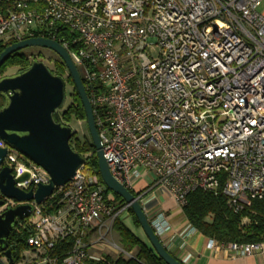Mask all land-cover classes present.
<instances>
[{"label":"built area","instance_id":"obj_1","mask_svg":"<svg viewBox=\"0 0 264 264\" xmlns=\"http://www.w3.org/2000/svg\"><path fill=\"white\" fill-rule=\"evenodd\" d=\"M263 3L0 0V40L42 38L64 48L91 106L108 170L127 190L148 178L149 190L165 189L181 209L189 193L201 190L222 195L238 213L264 198ZM57 62L63 65L49 61ZM2 168L14 179L28 174L15 185L24 192L49 180L10 148ZM0 199L5 210L31 208L14 229L29 230L26 244L37 252L31 264H88L89 231L96 244L131 257L110 239L114 219L128 206L104 195L85 162L40 204ZM150 224L158 237L168 229L163 216ZM64 240L71 248L59 260L53 252ZM219 247L240 256L264 252L263 242L208 240L207 248Z\"/></svg>","mask_w":264,"mask_h":264},{"label":"water","instance_id":"obj_2","mask_svg":"<svg viewBox=\"0 0 264 264\" xmlns=\"http://www.w3.org/2000/svg\"><path fill=\"white\" fill-rule=\"evenodd\" d=\"M27 47L49 49L60 58L83 107L85 124L95 150L98 174L103 186L128 206L159 259L165 264H183L167 252L153 231L138 198L112 178L94 126L91 106L76 68L64 48L52 40L27 39L11 44L0 52V66L12 54ZM65 86V80L61 76L54 75L42 62L36 61L14 74L0 77V141L5 145L4 148L0 147V165L7 148H10L41 167L49 176L46 185H38L34 190L24 192L15 185L27 180L28 174L14 179L8 168H2L0 194L3 197L40 204L55 188L68 183L84 165V158L69 145L74 132L58 120V112L64 108L66 102ZM2 204L0 201V206ZM30 212V206L21 205L0 213V250L6 260L5 262L0 258V264H13L7 240L15 229L16 221L29 217Z\"/></svg>","mask_w":264,"mask_h":264},{"label":"trees","instance_id":"obj_3","mask_svg":"<svg viewBox=\"0 0 264 264\" xmlns=\"http://www.w3.org/2000/svg\"><path fill=\"white\" fill-rule=\"evenodd\" d=\"M11 42L0 40V52ZM18 65L22 69L29 66L27 57L16 53L10 56L7 61L8 65ZM3 67V69H5ZM2 69V70H3ZM49 70L56 76H61L64 68L60 62L55 63L52 69ZM69 82L71 79L69 78ZM72 83V82H71ZM71 101L58 112V120L61 124L70 127L71 123L77 121H84L85 114L78 95L72 89L70 94ZM71 149L81 155L85 160L86 168L90 173L97 175L98 181L103 186L97 166V158L94 147L90 138L79 137L76 132L69 140ZM104 188V195L113 196L114 202L123 205L122 200ZM132 194L133 192L130 191ZM137 196V195H134ZM131 216L136 227L139 224L129 208L126 209ZM182 212L190 224V226L203 236L215 240L221 244L238 243H264V198L253 200L249 208H244L238 213H233L227 206L226 198L220 194H213L211 192H204L197 190L189 193L186 196V203L182 207ZM113 231L119 237V243L124 252H131L134 248L137 252L131 257H125L121 254L115 260L104 258L100 261H89L88 264H165L149 245L140 241L118 218L113 221ZM29 237L28 229L14 230L8 237V249L11 251L13 264L18 262L21 258V253L24 248L28 247L26 240ZM71 248V241L64 240L60 242L53 255L61 260ZM0 258L3 259V252L0 250ZM24 260V258H23Z\"/></svg>","mask_w":264,"mask_h":264},{"label":"crops","instance_id":"obj_4","mask_svg":"<svg viewBox=\"0 0 264 264\" xmlns=\"http://www.w3.org/2000/svg\"><path fill=\"white\" fill-rule=\"evenodd\" d=\"M149 182L148 178L135 180L133 195L143 194L140 196L139 202L149 222L159 216L165 218L168 229L159 238L171 256L183 264H264V252L252 256H240L231 254L224 247L207 248L209 238L190 226L182 209L165 189L157 187L149 190ZM121 213L125 214V217H120ZM121 213L118 215L120 221L140 241L149 245L141 228L134 225L128 212L123 210ZM95 239L96 233L89 231L85 241L89 244L88 254L91 257L90 261H100L101 258L115 260L121 255L116 249L96 244ZM110 239L119 250L123 251L119 243V237L113 229ZM136 252L137 249L134 248L129 253L132 256Z\"/></svg>","mask_w":264,"mask_h":264},{"label":"rangeland","instance_id":"obj_5","mask_svg":"<svg viewBox=\"0 0 264 264\" xmlns=\"http://www.w3.org/2000/svg\"><path fill=\"white\" fill-rule=\"evenodd\" d=\"M264 10V3L260 6L258 9L259 12ZM18 54L23 55L25 57H28V62L29 65L31 62L36 61V62H42L48 69H52L54 65H51L49 61H59V57L51 50L41 48V47H27L24 48L20 51H18ZM22 70L21 67L18 65H8L6 66L5 69L0 71V77L2 76H8L11 74H14L18 71ZM8 74V75H7ZM62 76L66 80V86H65V92H66V102L64 107L68 104V102L71 101L70 94L72 93V83L67 81L66 74L62 73ZM0 105H2V100L0 99ZM70 128L72 129L73 132H76L79 137H85L89 138V134L87 131V127L85 122L83 121H77L73 122L70 125ZM109 198H112L113 196L111 194L108 195ZM6 206H0V212H3L5 210ZM120 217H125V214L121 213ZM37 252H33V250L29 247L24 248V250L21 253L20 258L22 259L23 263L22 264H31L33 260H35ZM24 258V260H23ZM4 260V258H3ZM6 262V260H4ZM17 263V262H16ZM15 263V264H16Z\"/></svg>","mask_w":264,"mask_h":264},{"label":"flooded vegetation","instance_id":"obj_6","mask_svg":"<svg viewBox=\"0 0 264 264\" xmlns=\"http://www.w3.org/2000/svg\"><path fill=\"white\" fill-rule=\"evenodd\" d=\"M16 53H18V52H16ZM16 53H14L13 55H16ZM12 56V55H11ZM9 60V59H8ZM7 60V61H8ZM7 61L6 62H4L1 66H0V71L3 69V67L7 64ZM5 68V67H4ZM8 75V74H7ZM69 78L70 77H68L67 78V81H69ZM65 80V79H64ZM65 84H66V80H65ZM0 107H2V105H0ZM0 201H2L1 199H0ZM2 206V205H1Z\"/></svg>","mask_w":264,"mask_h":264}]
</instances>
